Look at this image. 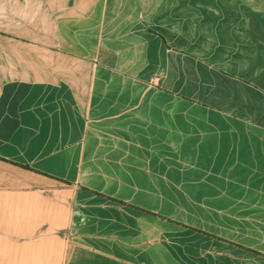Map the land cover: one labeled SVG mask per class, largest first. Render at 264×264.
Wrapping results in <instances>:
<instances>
[{
	"label": "crops",
	"instance_id": "1",
	"mask_svg": "<svg viewBox=\"0 0 264 264\" xmlns=\"http://www.w3.org/2000/svg\"><path fill=\"white\" fill-rule=\"evenodd\" d=\"M0 264H264V0H0Z\"/></svg>",
	"mask_w": 264,
	"mask_h": 264
}]
</instances>
